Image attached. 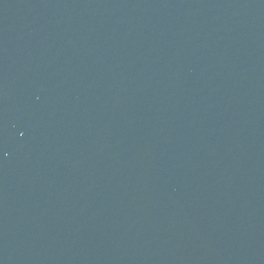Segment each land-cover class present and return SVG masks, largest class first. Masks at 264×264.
Segmentation results:
<instances>
[{
	"label": "water",
	"instance_id": "obj_1",
	"mask_svg": "<svg viewBox=\"0 0 264 264\" xmlns=\"http://www.w3.org/2000/svg\"><path fill=\"white\" fill-rule=\"evenodd\" d=\"M0 264H264V0H0Z\"/></svg>",
	"mask_w": 264,
	"mask_h": 264
}]
</instances>
